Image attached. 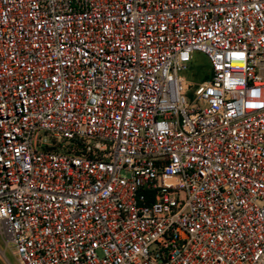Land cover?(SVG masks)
<instances>
[{
	"label": "built area",
	"instance_id": "built-area-1",
	"mask_svg": "<svg viewBox=\"0 0 264 264\" xmlns=\"http://www.w3.org/2000/svg\"><path fill=\"white\" fill-rule=\"evenodd\" d=\"M0 240L17 264H264V0H0Z\"/></svg>",
	"mask_w": 264,
	"mask_h": 264
},
{
	"label": "rangeland",
	"instance_id": "rangeland-1",
	"mask_svg": "<svg viewBox=\"0 0 264 264\" xmlns=\"http://www.w3.org/2000/svg\"><path fill=\"white\" fill-rule=\"evenodd\" d=\"M210 71V63L206 56L199 51L194 52L193 54V61L191 63V67L188 72L185 73L186 77L188 79H191L192 81H195L196 83H200L203 81L208 80L209 77H203L204 73H209ZM193 73H195V76H193ZM196 90H198V86L195 85ZM0 251L4 252L5 258L9 261L10 264H17L16 258L10 252L9 250H5L4 244L0 240ZM0 264H6L4 261L1 253H0Z\"/></svg>",
	"mask_w": 264,
	"mask_h": 264
},
{
	"label": "trees",
	"instance_id": "trees-1",
	"mask_svg": "<svg viewBox=\"0 0 264 264\" xmlns=\"http://www.w3.org/2000/svg\"><path fill=\"white\" fill-rule=\"evenodd\" d=\"M193 76H195V73H193ZM210 76V71H209V73H204L203 74V77L205 78V77H209Z\"/></svg>",
	"mask_w": 264,
	"mask_h": 264
}]
</instances>
